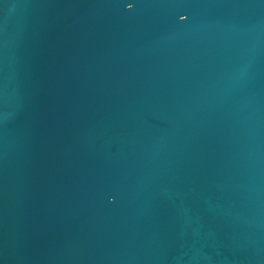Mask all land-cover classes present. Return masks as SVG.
Segmentation results:
<instances>
[{"label":"water","instance_id":"95a60500","mask_svg":"<svg viewBox=\"0 0 264 264\" xmlns=\"http://www.w3.org/2000/svg\"><path fill=\"white\" fill-rule=\"evenodd\" d=\"M0 264H264V0H0Z\"/></svg>","mask_w":264,"mask_h":264},{"label":"snow or ice","instance_id":"6c2138e0","mask_svg":"<svg viewBox=\"0 0 264 264\" xmlns=\"http://www.w3.org/2000/svg\"><path fill=\"white\" fill-rule=\"evenodd\" d=\"M127 5H129L131 7L133 5V3H128ZM175 6L181 7L182 5L179 2H177V4Z\"/></svg>","mask_w":264,"mask_h":264}]
</instances>
